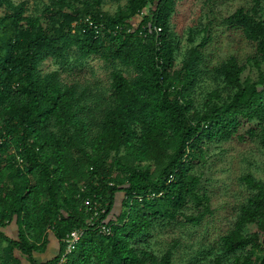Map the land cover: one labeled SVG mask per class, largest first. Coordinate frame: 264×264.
I'll list each match as a JSON object with an SVG mask.
<instances>
[{
	"label": "trees",
	"instance_id": "obj_1",
	"mask_svg": "<svg viewBox=\"0 0 264 264\" xmlns=\"http://www.w3.org/2000/svg\"><path fill=\"white\" fill-rule=\"evenodd\" d=\"M178 1L48 0L31 14L0 0V264H172L176 242L159 255L148 242L212 215L192 172L209 145L253 143L264 158L259 0L220 21L252 44L244 63L205 61L206 23L176 69ZM89 59L105 85L80 75ZM237 182L247 195L209 264H264V182ZM50 240L57 254L37 260Z\"/></svg>",
	"mask_w": 264,
	"mask_h": 264
},
{
	"label": "rangeland",
	"instance_id": "obj_2",
	"mask_svg": "<svg viewBox=\"0 0 264 264\" xmlns=\"http://www.w3.org/2000/svg\"><path fill=\"white\" fill-rule=\"evenodd\" d=\"M24 2L28 12L39 14L48 0H12ZM255 0H179L175 3L171 17V29L175 34L177 50L175 68L181 67L183 54L192 45L188 37L193 38L194 45L203 37L201 29L209 23L210 40L204 48L205 61L216 64L229 56L236 57L244 63L251 55L253 47L237 30L221 26L220 21L232 14L239 7L250 8ZM123 3V2H121ZM122 5V4H121ZM116 4L107 2L103 11L114 14ZM258 13L264 19V0H259ZM192 31V32H191ZM45 63L44 69H53ZM109 69L95 59H89L80 69V75L87 80H99L106 84ZM248 69L245 74H248ZM81 77V76H80ZM204 83V87H207ZM204 166L194 167V173H201L200 190L210 199L212 215L206 217L197 227H165L157 229L148 242L150 250L161 254L173 242L177 246L173 253L172 264H209L213 255L219 253L217 239L232 227L237 206L244 200L247 192L237 182L240 175L250 173L256 180L264 182V158L253 143L228 142L211 144L204 155ZM119 200L117 199V204ZM253 228L248 229L252 231ZM37 260L51 258L52 255L36 256Z\"/></svg>",
	"mask_w": 264,
	"mask_h": 264
},
{
	"label": "built area",
	"instance_id": "obj_3",
	"mask_svg": "<svg viewBox=\"0 0 264 264\" xmlns=\"http://www.w3.org/2000/svg\"><path fill=\"white\" fill-rule=\"evenodd\" d=\"M88 204H89L88 201H85V205H88ZM100 230L104 234H107V235L110 233L108 228L101 227ZM80 234H81V232H77V233H73L72 234L71 239L69 240V243H70L69 244V249L71 248L72 244H74L78 240V238L80 237ZM69 249L67 250V252H69ZM62 263H63V260H62V262H60V264H62Z\"/></svg>",
	"mask_w": 264,
	"mask_h": 264
},
{
	"label": "crops",
	"instance_id": "obj_4",
	"mask_svg": "<svg viewBox=\"0 0 264 264\" xmlns=\"http://www.w3.org/2000/svg\"><path fill=\"white\" fill-rule=\"evenodd\" d=\"M57 244L54 240H50L48 247H47V251H46V255H52L55 256L57 254Z\"/></svg>",
	"mask_w": 264,
	"mask_h": 264
}]
</instances>
